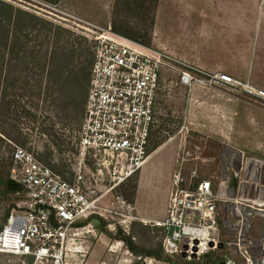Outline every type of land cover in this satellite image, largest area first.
Segmentation results:
<instances>
[{
    "label": "rangeland",
    "instance_id": "obj_1",
    "mask_svg": "<svg viewBox=\"0 0 264 264\" xmlns=\"http://www.w3.org/2000/svg\"><path fill=\"white\" fill-rule=\"evenodd\" d=\"M0 1L52 23L59 45L72 42L76 50L88 49L94 55V41L89 38V32L82 28L85 24L106 29H114L115 24L125 25L153 49L191 62L192 66L212 75H227L244 85L250 84L264 91V0H160L153 25V15L144 13V9L137 7L133 0H127L125 4L123 0ZM32 35L35 36L36 32L33 31ZM36 44L30 42L29 50L35 49ZM179 67L174 63L171 69L162 74L149 152L161 146L150 154L141 170L142 180L136 189L135 212L132 205L123 210L121 202L125 201L124 196L130 198L133 186L138 185L140 173L116 191L106 193V183L94 182L97 179L94 174L96 168L91 161H87L91 170L87 185L93 198L105 194L99 202L104 216H98L109 223L110 233L121 228L126 234L133 235L139 246L153 251H158L162 245L161 230L155 226L154 220H163L166 216L173 179L182 158L185 160L183 173L188 174L189 185L194 179L218 178L220 157L227 145L264 160V101L248 94L242 87L215 83L205 87L197 85L195 87L198 89L193 92V87L180 83ZM48 69L41 75L36 63L33 68L29 64L28 70L23 72L19 66L4 65L0 78V102L4 108V103L11 101V106L9 110H1L0 117L2 174H10L11 156L16 148H23L45 162L47 146L51 147V144L41 134L40 128L55 124L62 139L70 141L69 144L65 143V147H74V150L64 151L66 148L63 147L62 152L51 147L54 156L49 165L55 171L73 178L70 172L77 159L75 143L79 134L70 132L65 125L75 128L74 123L79 118L76 119L74 113L70 122H60L57 109L64 105L53 102L56 95L46 99L45 90L42 89L40 98L36 97L38 76L41 75L43 87H46ZM205 91L213 95L223 94L226 103L219 110L207 111L206 107L209 109L211 106L203 104L209 97ZM24 110L30 111L32 116ZM184 124L188 125V129L182 130ZM13 195L0 197V226L12 205L15 209H23L25 205ZM140 212L141 216L152 221L140 220L135 214ZM124 213L133 218L129 217L128 220ZM259 222V217L251 220L255 233L259 229ZM110 233L95 231L90 226L72 231L67 241L68 257L75 264H171L149 257L139 260L122 243L115 241ZM212 252L219 254L222 261L230 262L228 244L221 251ZM213 257L209 260L201 257L191 262L177 256L169 258L175 263L211 264ZM23 261L20 256L0 253V264H22ZM37 264L50 263L44 260Z\"/></svg>",
    "mask_w": 264,
    "mask_h": 264
},
{
    "label": "built area",
    "instance_id": "obj_2",
    "mask_svg": "<svg viewBox=\"0 0 264 264\" xmlns=\"http://www.w3.org/2000/svg\"><path fill=\"white\" fill-rule=\"evenodd\" d=\"M82 28L94 41V60L72 182L23 148H16L11 156L10 178L23 187L22 193L13 196L25 205L15 209L0 230V253L20 256L22 264L27 258H32L31 264L44 260L75 264L66 251L69 234L81 229L76 227L80 220L104 216L99 202L105 194L95 198L90 194L87 161L96 168L94 182L106 183V193L116 191L140 172L149 157L162 74L174 63L180 65V83L186 87L213 83L242 87L264 101V91L250 84L176 63L168 53L111 28L88 23ZM185 129L186 124L182 126ZM220 159L218 178L202 179L194 189L182 186L185 160L181 159L166 216L154 222L161 230L163 252L193 261L228 244L231 253L227 264H264V160L232 146L224 148ZM235 175V194L231 196ZM121 204L123 210L130 208L125 201ZM254 217L260 218L256 233L251 226Z\"/></svg>",
    "mask_w": 264,
    "mask_h": 264
},
{
    "label": "trees",
    "instance_id": "obj_3",
    "mask_svg": "<svg viewBox=\"0 0 264 264\" xmlns=\"http://www.w3.org/2000/svg\"><path fill=\"white\" fill-rule=\"evenodd\" d=\"M126 1L127 0H123L124 4ZM133 2L137 7L143 8L144 13L153 15V25L154 20L156 19L159 0H133ZM111 30L130 40L148 47H152L148 42H143L134 33H131L128 26H118V24H115L114 29L111 27ZM33 31L36 32L35 36L32 35ZM55 32L56 28L52 23L40 19L39 17L26 11L17 9L8 3L0 1V78L4 65L8 66V64H10V67L19 66V68L23 72L28 70L29 64L33 68L34 64L36 63L37 69L39 70L41 75L44 74L46 68H49L47 71L48 85L46 87H43V80L40 78L41 75L38 76L35 85L37 89L36 97L40 98L42 89L45 90L46 99H51L54 95H56V98L53 97L52 99L53 102H59L64 105H60V107H58L57 109L59 111L58 113L60 114L58 116L60 122H70L73 114L76 113V119L79 118V121L73 119L76 120V122L74 123L75 128H70L69 124L65 125V127L70 129V132L76 131L78 133L81 127L83 119L82 115H84L83 111L85 109V104L88 96L94 55L92 54V52H89L88 49L76 50L72 42L66 41L64 45H59ZM32 41L37 43L35 45L37 49L33 48L29 50V44ZM6 59H8V61H6ZM11 70L12 69L10 68V71ZM4 105L5 106L3 108L0 102V117L1 110L10 109L11 101L4 103ZM24 112L28 115H31L30 111L24 110ZM40 132L48 138V141L51 144L50 146L58 151H62L63 147H65L66 144L70 143V141L65 142L62 139L61 135L55 128V124L41 127ZM3 134L5 135V133ZM75 144L76 146H78V138ZM160 146L161 145H158L152 148L150 152L148 149V154L150 155ZM51 147L47 146L48 151L45 154V162H43L37 156H35V158L44 165L50 167L62 179L68 182H72L73 178H68L67 174L64 175V172L55 171L54 168L49 165L51 158L54 156V151H52ZM69 150L73 151L74 147H72V149L67 147L64 151ZM70 173L73 177V171ZM188 177L189 176L187 173H183L184 182L182 183V186L184 188L194 189L198 184L199 179H194L192 181V184L189 185V183L187 182ZM136 189L137 184L133 186L130 198L124 196V200L130 205H133L135 201ZM22 192L23 187L19 183L13 181L10 178L9 173H0V197L5 198L8 195ZM13 209H15V207L12 205L11 209L7 211L3 219V225L6 223ZM108 224L109 223L105 219L99 217L98 215H91L86 219L80 220L76 224V227L83 228L85 226H90L91 229L95 231L110 233V231L108 230ZM3 225L0 226V230L2 229ZM110 236L115 241L122 243L123 246L129 251V253H131L139 260L149 257L164 263L191 264L189 263L191 261L187 263H175V261H172L169 256H164L162 245L158 251L149 250L139 246L134 240L135 237L131 234H126L122 231L121 228H116L110 233ZM203 257L206 259L213 257V261L211 262V264H220L222 262V257L217 253H208ZM31 262L32 258H27L26 264H31ZM132 264L143 263L134 262Z\"/></svg>",
    "mask_w": 264,
    "mask_h": 264
},
{
    "label": "crops",
    "instance_id": "obj_4",
    "mask_svg": "<svg viewBox=\"0 0 264 264\" xmlns=\"http://www.w3.org/2000/svg\"><path fill=\"white\" fill-rule=\"evenodd\" d=\"M159 5H160V0H159V3H158V8H157V11H158V9H159ZM192 6V5H191ZM156 14H157V12H156ZM170 56L174 59V61L176 62V63H182V64H189V65H192V64H190L188 61H184V60H182V59H180V58H178V57H175L174 55H172V54H170ZM202 70H204V69H202ZM197 85H200V84H194L192 87H193V92L194 91H196V89H198L197 87H195V86H197ZM200 86H203V85H200ZM191 87V88H192ZM205 87V86H204ZM206 89V88H205ZM205 94H208L209 95V97H208V99H205L203 102H205V103H203V104H206V103H208V104H206V105H208V106H211L209 109L206 107V109H207V111H214V109L215 110H219V108H222L223 107V105L226 103V101H225V99L223 98L224 96H223V94H219V93H214L215 95H213V93L212 94H210V93H207V91H205L204 92ZM197 101H199V99H198V97H197ZM210 104V105H209ZM221 111V110H220ZM223 116V115H222ZM190 125H191V123H189ZM227 146H230V145H227ZM150 158V155H149V157H148V159ZM148 159H147V161H148ZM147 161H146V163L144 164V166L147 164ZM143 166V167H144ZM142 167V168H143ZM142 170V169H141ZM141 170H140V180H139V182H138V187L137 188H139L140 187V185H141V180H142V178H141ZM132 207H133V210H134V212L136 211V205H135V201H134V203H133V205H132ZM136 214V216L137 217H140V220H143L144 221V219H146V220H148V221H152V220H149L148 218H146V217H144V216H141L142 215V213L140 212L138 215H137V213H135ZM165 215H166V212H165ZM154 221H160V220H154Z\"/></svg>",
    "mask_w": 264,
    "mask_h": 264
},
{
    "label": "water",
    "instance_id": "obj_5",
    "mask_svg": "<svg viewBox=\"0 0 264 264\" xmlns=\"http://www.w3.org/2000/svg\"><path fill=\"white\" fill-rule=\"evenodd\" d=\"M236 181H237V175H235V177H234V179L232 181V184L230 185V194H231V196H234V194H235ZM221 248H222V245H220V249ZM183 257L185 258L186 255H183ZM220 264H227V263L225 261H222Z\"/></svg>",
    "mask_w": 264,
    "mask_h": 264
}]
</instances>
